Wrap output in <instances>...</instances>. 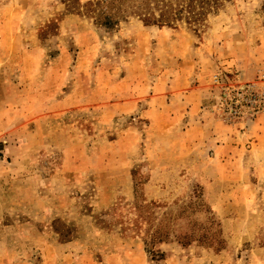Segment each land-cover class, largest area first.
Listing matches in <instances>:
<instances>
[{"label":"rangeland","instance_id":"374dc122","mask_svg":"<svg viewBox=\"0 0 264 264\" xmlns=\"http://www.w3.org/2000/svg\"><path fill=\"white\" fill-rule=\"evenodd\" d=\"M92 1L0 0V264H264V0Z\"/></svg>","mask_w":264,"mask_h":264},{"label":"trees","instance_id":"16d2710c","mask_svg":"<svg viewBox=\"0 0 264 264\" xmlns=\"http://www.w3.org/2000/svg\"><path fill=\"white\" fill-rule=\"evenodd\" d=\"M219 0H96L94 3L89 2L91 7L96 9L97 4H103L106 9L103 13L105 23H113L116 15L125 13L136 14L140 16L146 23H172L175 20H186L193 24L199 22L209 7L217 5ZM201 2L202 4H198ZM109 8V9H108ZM129 8V9H128ZM108 9V10H107ZM128 9V10H126ZM123 15V17H127Z\"/></svg>","mask_w":264,"mask_h":264},{"label":"built area","instance_id":"2783aa9c","mask_svg":"<svg viewBox=\"0 0 264 264\" xmlns=\"http://www.w3.org/2000/svg\"><path fill=\"white\" fill-rule=\"evenodd\" d=\"M222 98L231 114L247 112L251 115L259 112L263 106V95L256 84L241 83L238 85L226 84L223 86Z\"/></svg>","mask_w":264,"mask_h":264},{"label":"crops","instance_id":"0c3cea01","mask_svg":"<svg viewBox=\"0 0 264 264\" xmlns=\"http://www.w3.org/2000/svg\"><path fill=\"white\" fill-rule=\"evenodd\" d=\"M194 94H191L190 93V97H193ZM195 97H197V94L195 93ZM191 109H193V107H191ZM192 112V111H191ZM261 123H259V126H260ZM264 126V125H263Z\"/></svg>","mask_w":264,"mask_h":264}]
</instances>
